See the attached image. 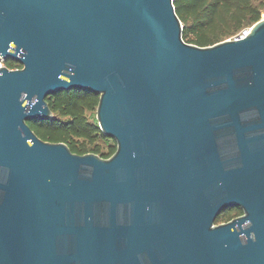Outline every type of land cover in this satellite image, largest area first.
Listing matches in <instances>:
<instances>
[{
  "label": "water",
  "instance_id": "95a60500",
  "mask_svg": "<svg viewBox=\"0 0 264 264\" xmlns=\"http://www.w3.org/2000/svg\"><path fill=\"white\" fill-rule=\"evenodd\" d=\"M183 29L174 0H0V264H264V17ZM73 88L111 156L29 124Z\"/></svg>",
  "mask_w": 264,
  "mask_h": 264
},
{
  "label": "trees",
  "instance_id": "16d2710c",
  "mask_svg": "<svg viewBox=\"0 0 264 264\" xmlns=\"http://www.w3.org/2000/svg\"><path fill=\"white\" fill-rule=\"evenodd\" d=\"M174 5L184 27L183 39L200 46L235 38L260 20L264 12V0H174ZM47 99L54 116L29 121L41 138L66 142L73 152L79 154L95 152L109 157L116 151V145L102 152L98 144L91 146L99 137L109 139L94 114L99 95L73 88L50 94ZM88 112L92 113L93 120H89ZM232 209L242 213L240 207Z\"/></svg>",
  "mask_w": 264,
  "mask_h": 264
},
{
  "label": "rangeland",
  "instance_id": "374dc122",
  "mask_svg": "<svg viewBox=\"0 0 264 264\" xmlns=\"http://www.w3.org/2000/svg\"><path fill=\"white\" fill-rule=\"evenodd\" d=\"M262 17H264V12L262 14ZM250 27H246L245 29H249ZM97 109L95 111V115L97 117ZM89 120H93V115L91 112L87 113ZM99 123V122H98ZM108 137V136H107ZM109 139H105V138H97V140L95 141L94 144H92L91 146H94L95 144H98L100 146V152L102 151H107L108 148L112 145V146H117L116 141L114 138L108 137ZM227 211V212H226ZM224 212H226L225 214H223L221 217H219V219L217 218L215 223L216 224H220V223H225L230 221L232 218L239 216L241 213L238 210L232 209L230 208V210H226ZM223 213V212H222Z\"/></svg>",
  "mask_w": 264,
  "mask_h": 264
},
{
  "label": "flooded vegetation",
  "instance_id": "af4514ba",
  "mask_svg": "<svg viewBox=\"0 0 264 264\" xmlns=\"http://www.w3.org/2000/svg\"><path fill=\"white\" fill-rule=\"evenodd\" d=\"M5 61L8 65H12L13 69L23 67V64L14 58H7Z\"/></svg>",
  "mask_w": 264,
  "mask_h": 264
},
{
  "label": "built area",
  "instance_id": "2783aa9c",
  "mask_svg": "<svg viewBox=\"0 0 264 264\" xmlns=\"http://www.w3.org/2000/svg\"><path fill=\"white\" fill-rule=\"evenodd\" d=\"M248 32V29L244 30L242 33H240L238 36H236L235 38H240V37H244ZM9 66L10 68L13 69V66L12 65H8L5 61V59L0 55V67L1 66Z\"/></svg>",
  "mask_w": 264,
  "mask_h": 264
}]
</instances>
